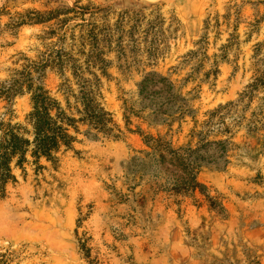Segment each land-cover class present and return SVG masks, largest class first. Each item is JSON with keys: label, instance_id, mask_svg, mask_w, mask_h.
<instances>
[{"label": "rangeland", "instance_id": "rangeland-1", "mask_svg": "<svg viewBox=\"0 0 264 264\" xmlns=\"http://www.w3.org/2000/svg\"><path fill=\"white\" fill-rule=\"evenodd\" d=\"M150 74L170 84L156 98ZM38 87L113 132L78 123L57 163L14 169L0 264H264V0H0V124L25 123ZM148 136L197 160L202 188L134 168Z\"/></svg>", "mask_w": 264, "mask_h": 264}, {"label": "trees", "instance_id": "trees-1", "mask_svg": "<svg viewBox=\"0 0 264 264\" xmlns=\"http://www.w3.org/2000/svg\"><path fill=\"white\" fill-rule=\"evenodd\" d=\"M259 81L261 80L257 82ZM169 87V82L156 74L148 75L140 84L141 92L151 94L153 98L163 94ZM253 87L255 85L251 86ZM83 99V109L78 111L82 117L77 120L62 108L48 90L38 87L32 93V111L27 115L25 123L0 124V194H5L9 183H17L15 168L24 169L26 165L31 164L39 171L44 169L41 165L42 159L57 163L61 149L63 147L70 149L76 142V137L70 131L73 129L78 132V123H88L89 127L98 133L110 135L113 132L110 128L112 115L100 106H94L85 96ZM154 107L157 118L169 112V106ZM227 144L216 143L219 148L216 153L218 160L225 157ZM146 145L149 151L142 152L143 157L133 160L134 168L155 171L167 164L173 172H180L179 184L171 190L172 192H196L202 188L195 176L197 160L193 162L180 157L179 153L160 137H146ZM206 146L210 144L204 147ZM202 150L203 148H199L193 154H198ZM29 158H32V161ZM209 201L213 208H219L216 201L211 198Z\"/></svg>", "mask_w": 264, "mask_h": 264}]
</instances>
